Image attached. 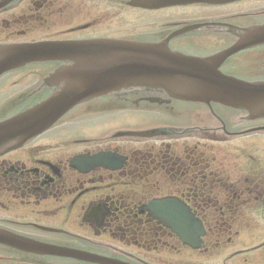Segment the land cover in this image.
Masks as SVG:
<instances>
[{"label":"flooded vegetation","instance_id":"obj_1","mask_svg":"<svg viewBox=\"0 0 264 264\" xmlns=\"http://www.w3.org/2000/svg\"><path fill=\"white\" fill-rule=\"evenodd\" d=\"M210 1L218 4L195 2L142 11L128 7V0H15L0 10V36L13 42L168 40L167 47L172 52L200 58L248 46L227 57L219 71L239 79L264 81V43L253 44L264 37L247 33L264 26V0ZM30 21H35L34 28H30ZM173 34L176 36L170 38ZM29 75L30 71L24 70L12 77L13 81L7 79L0 85V95L4 96L11 85L28 82L32 91L42 93L38 80ZM15 99L0 97L2 116L16 104L32 101ZM145 101L142 97L132 102L142 106ZM148 101L157 105L171 103L162 97ZM120 102L127 107V98ZM110 109L111 103L96 100L80 111L79 115L101 118L97 128L88 130L93 140L81 152L75 153L66 144L80 146L88 142L61 140L65 132L67 136L72 134L64 130L54 138H34L0 157V231L125 264H190L191 255L218 264H228L226 259L222 262L223 255H229L230 264H264V239L254 240L260 236L256 232V213L264 215V146L256 148L253 143L245 152H228L227 144L242 138L240 134L246 130L240 129L238 121L226 122L212 108L209 126L185 127L179 135L173 129L183 128L180 125L155 121V128H171L165 129L168 131L162 135L164 138L207 133L209 137H201L197 145H192L190 139L128 141L117 135L120 130L113 134ZM168 112L191 120L202 117L190 110L177 113L167 109L169 116ZM114 124L139 125L137 118ZM259 126L264 124L255 127ZM99 154L112 156L114 161L109 164L116 166L79 168L71 164L75 157ZM240 159H247V167L225 173L230 162ZM165 200L181 203L202 222L205 236L200 251L183 246L146 209L151 202ZM241 218H249V223L240 224ZM245 234L249 241H240ZM224 236L228 240H223ZM163 255L175 259H163ZM7 258L0 257V262L16 263L14 257ZM18 259L21 264L63 263L54 258Z\"/></svg>","mask_w":264,"mask_h":264},{"label":"water","instance_id":"obj_2","mask_svg":"<svg viewBox=\"0 0 264 264\" xmlns=\"http://www.w3.org/2000/svg\"><path fill=\"white\" fill-rule=\"evenodd\" d=\"M121 57L113 58L107 67L106 79L98 81L89 61H81L76 72L60 73L52 85H64L60 92L46 102L25 113L0 124V152L20 146L28 139L49 129L66 112L79 103L86 104L103 90L100 87L115 81L116 86H149L163 89L171 98L186 102H218L247 111L253 118L264 116V84H246L231 81L204 70L203 63L188 60L167 51L156 50L155 46L123 44L118 47ZM162 51V52H161ZM84 53L71 50L64 52L56 46H4L0 47V75L25 65L33 60H54L61 56L79 58ZM88 56L85 54V57ZM91 59V57H87ZM103 70V69H102ZM106 71L103 70V73ZM116 88L106 89L110 92ZM186 228L192 222H184ZM181 237L182 234L180 233ZM186 243L194 242L198 234H189ZM191 240V241H190ZM0 242L17 246L27 252L61 257H74L98 264H119L102 258L64 249L51 250L16 237L1 238ZM185 242V241H184Z\"/></svg>","mask_w":264,"mask_h":264},{"label":"rangeland","instance_id":"obj_3","mask_svg":"<svg viewBox=\"0 0 264 264\" xmlns=\"http://www.w3.org/2000/svg\"><path fill=\"white\" fill-rule=\"evenodd\" d=\"M30 23V28H34L35 26L33 25L34 23H35V21H30L29 22ZM3 35H8V33H5V34H3ZM1 37V36H0ZM57 39H63V37H56ZM3 39V37H1L0 38V40H2ZM66 39V38H65ZM13 40H10L9 42H12ZM28 71H30V75H29V77H30V79H32V80H34V74H33V72L31 71V68L30 69H28L27 70V72ZM35 71V70H34ZM30 85V82L27 84V87ZM26 86V85H25ZM23 87L21 88V89H17L16 91H15V93H21V92H24L25 91V89H24V91H23ZM27 91H29V90H27ZM0 110H1V108H0ZM14 110H17V107H16V109H14ZM149 112L147 113V112H144V119H145V115L146 116H148V117H152V116H155V121H158V120H160L161 118H160V114L161 113H159L158 111H155V107H151V108H149ZM176 110H180V111H183V109H180V108H176ZM10 114V113H9ZM172 118H173V115H170L169 117H168V120H169V122H171V123H174V124H176V122H173V120H172ZM63 123L61 124V125H58V127L56 128V129H54L55 131H52L51 133H50V137H52V138H54L55 137V135L57 134L56 133V131H62V130H64V125H66V124H70V125H74L75 123H76V119H73V118H70V119H65L64 121H62ZM98 124H96V123H94V124H92V125H90V126H88L87 128H85L84 126H82L80 129L79 128H77V129H75V131H76V133L78 132L80 135V137H83V136H85V137H89L92 133H90V132H88V129L90 128V127H94V126H97ZM243 128L245 127V126H242ZM67 134V132H65L64 133V135H63V137H62V139L61 140H67V139H69V138H73L72 136H67L66 135ZM58 136H59V134H58ZM60 139V138H59ZM198 141L199 140H196V139H192V145H197V143H198ZM208 141H211V140H208ZM253 143H255V145L257 146V147H259L260 148V146H261V144L262 145H264V135H259V136H250V137H243V138H240V139H238V140H236V141H234V142H232V143H230V144H227V145H229L228 146V152L229 151H231L233 148H238V149H240V150H242V151H244L245 152V150L247 149V147H249V146H251ZM208 145H210V144H208ZM217 146H219L220 147V149H222L221 147H223V146H220V145H218V144H215V146L214 147H217ZM66 147H70V149H72L73 151H75V153H77L78 151L79 152H81V151H83V149H85V147L86 146H74V145H71V146H69V144H66ZM223 149H225V147H223ZM232 152V151H231ZM243 152V153H244ZM256 154V153H255ZM245 155L247 156L248 155V153H245ZM257 156H258V154H256ZM224 156V155H223ZM246 161H247V159H240V160H236V162H233L232 164H231V162L229 163L230 164V166H229V168H225L224 170H225V173H230L231 171H232V169L233 168H236V167H238L239 169H243V167L245 166V167H247V163H246ZM223 170V171H224ZM249 240H247V241H245V242H248ZM11 254V255H10ZM3 256V257H2ZM16 256L17 255H14V253H12V252H6L5 250H0V257H2V258H7V259H9V258H11V257H14L15 258V261H16ZM161 257V256H160ZM227 257V258H226ZM164 258L165 259H169V258H172V257H169V256H164ZM221 259H222V262L224 261L225 262V259L227 260V262H228V264H230L231 263V259L229 258V255H223V257H221ZM17 263H15V264H18V263H20L19 261H16ZM47 262V261H46ZM47 263H49V262H47ZM195 262H191L190 261V264H194ZM0 264H14V263H12L10 260H9V263H2V262H0Z\"/></svg>","mask_w":264,"mask_h":264},{"label":"bare ground","instance_id":"obj_4","mask_svg":"<svg viewBox=\"0 0 264 264\" xmlns=\"http://www.w3.org/2000/svg\"><path fill=\"white\" fill-rule=\"evenodd\" d=\"M77 106V105H76Z\"/></svg>","mask_w":264,"mask_h":264}]
</instances>
